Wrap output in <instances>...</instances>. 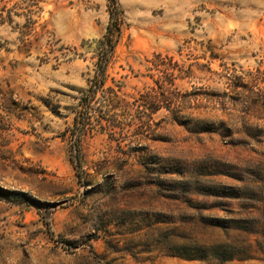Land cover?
Masks as SVG:
<instances>
[{"label":"rangeland","instance_id":"374dc122","mask_svg":"<svg viewBox=\"0 0 264 264\" xmlns=\"http://www.w3.org/2000/svg\"><path fill=\"white\" fill-rule=\"evenodd\" d=\"M0 264H264V0H0Z\"/></svg>","mask_w":264,"mask_h":264},{"label":"trees","instance_id":"16d2710c","mask_svg":"<svg viewBox=\"0 0 264 264\" xmlns=\"http://www.w3.org/2000/svg\"><path fill=\"white\" fill-rule=\"evenodd\" d=\"M105 43H103L105 45V47H107V51L108 53H111L112 50H113V47L111 46V42L110 40L108 39V36L105 37ZM167 110L170 109V106H166Z\"/></svg>","mask_w":264,"mask_h":264}]
</instances>
